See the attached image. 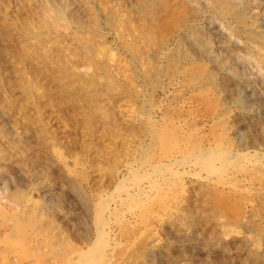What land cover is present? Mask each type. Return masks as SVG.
Returning <instances> with one entry per match:
<instances>
[{
	"label": "rangeland",
	"instance_id": "obj_1",
	"mask_svg": "<svg viewBox=\"0 0 264 264\" xmlns=\"http://www.w3.org/2000/svg\"><path fill=\"white\" fill-rule=\"evenodd\" d=\"M0 264H264V0H0Z\"/></svg>",
	"mask_w": 264,
	"mask_h": 264
}]
</instances>
